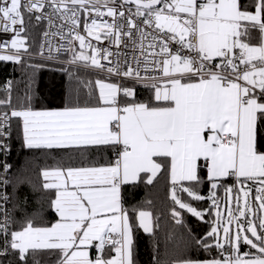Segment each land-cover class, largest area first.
Instances as JSON below:
<instances>
[{
  "label": "snow or ice",
  "instance_id": "6c2138e0",
  "mask_svg": "<svg viewBox=\"0 0 264 264\" xmlns=\"http://www.w3.org/2000/svg\"><path fill=\"white\" fill-rule=\"evenodd\" d=\"M46 3L70 25L66 34L63 25L55 33L71 45L69 63L84 62L120 82H88L92 99L85 106L70 93L61 110L29 106L0 113V150L7 149L4 140L16 118L28 148L83 154L93 146H108L115 158L99 166L43 171V188L54 197L50 206L58 220L45 227L29 220L8 240L11 219L5 213L0 223L5 249L0 255L10 246L22 261L29 249H54L61 253L60 264H134V227L151 233L152 214L134 210V225L121 188L151 184L167 167L171 199L179 210L201 220L215 210L210 231L194 239L222 257L179 264H264V143L258 139L264 134V0H122L116 7L109 6L114 0H0V31L14 33L10 48L0 43V53L8 51L0 54V61H22L28 47L21 10L39 12ZM81 12L113 18L111 23L85 20L84 31L98 42L103 32L117 48L126 38L140 53L133 57L135 67L126 59L123 65L109 60L119 52L94 47L78 31ZM253 31L259 33L256 45L249 42ZM141 63L144 72L156 74L142 75ZM137 84L151 91L147 101L136 99ZM9 168L5 165V172ZM228 178L235 181L232 186H225ZM205 183L210 185L207 197L199 193ZM221 187L228 197L223 211L216 195ZM183 194L192 201L210 200L211 208L198 210ZM179 210H172L178 224ZM242 246L247 251L241 252Z\"/></svg>",
  "mask_w": 264,
  "mask_h": 264
},
{
  "label": "trees",
  "instance_id": "16d2710c",
  "mask_svg": "<svg viewBox=\"0 0 264 264\" xmlns=\"http://www.w3.org/2000/svg\"><path fill=\"white\" fill-rule=\"evenodd\" d=\"M251 0H242L250 3ZM24 37L29 50H39L43 22L33 14L24 11ZM255 34V37H253ZM253 42L259 40V33L253 31ZM1 83L11 81L10 90L0 87V101L10 104L0 105V111L11 112L13 109L64 108L71 93L74 101L78 100L85 106L92 97L85 86L88 82L94 85L97 79H109L98 73L37 59H23L20 63L0 61ZM128 86L133 83L126 82ZM136 99L147 101L151 91L142 84H137ZM11 230L18 231L31 220L34 226L53 224L57 215L50 206L51 191L43 188L42 172L44 169L80 165H102L115 158L114 152L108 146H93L87 151L72 149L28 148L24 144L22 125L19 120H11ZM264 143V134L259 138ZM144 175V174H142ZM146 179V176H145ZM232 178L225 180V186H232ZM172 183L167 167L161 169L151 184L136 182L122 186V203L129 210L132 222L138 225L134 218L135 211L148 210L152 214L153 230L145 233L138 226L134 227V264H179L181 260L198 259L201 261L212 258H222L216 249L205 251L195 243V239L206 236L210 231L213 215H206L203 220L192 216L186 210H179L171 199ZM210 185L200 186L199 193L208 196ZM220 206L227 194L224 187L216 190ZM185 202H189L198 210L211 208L210 200L192 201L183 194ZM226 202V201H225ZM173 208L181 211L182 223H176L172 215ZM241 251H247L242 246ZM7 264H60L61 253L54 249H29L22 261L18 250L12 251L6 257Z\"/></svg>",
  "mask_w": 264,
  "mask_h": 264
},
{
  "label": "built area",
  "instance_id": "2783aa9c",
  "mask_svg": "<svg viewBox=\"0 0 264 264\" xmlns=\"http://www.w3.org/2000/svg\"><path fill=\"white\" fill-rule=\"evenodd\" d=\"M22 3H24V0H22ZM120 3H122V0H114V3L110 4L109 6H113L116 7L117 5H119ZM69 7H71V5H69ZM101 8V11L106 12L107 9L106 7H104L103 5L99 6ZM127 7V6H126ZM120 10V9H118ZM135 9L133 8V11ZM22 14L24 15V9L22 8ZM31 14L34 15V17L36 18L37 16H41L42 18L39 19L43 22V30L41 33V37H40V44H39V50L37 52H33L29 50L28 44V53H25L23 55V59H37V60H43V61H47V62H52L55 64H59L61 66H67V67H73V68H81V69H85V70H89L95 73H98L102 76H105L109 79H113L116 82H120L116 77H109L108 73L106 71H101L100 69H97L95 67L92 66H86L84 64V62H77L75 64L69 63V61L72 58V53L70 51H68L67 49L69 47H71V45L68 44V42L66 40L61 39L60 35H56L55 33L58 32V30L60 29V26L63 25V29H62V34H66L68 32V28H69V24L66 23L64 20L59 18V13H54L53 9L51 6H49L47 3L45 4V7L43 8L42 11L39 12H32ZM127 14V13H126ZM80 16V26L78 31H80V33L82 35H85L87 37V33L84 31V21L87 20L89 23L91 22L92 18H95L97 20V23H103L105 21L111 23L113 18L108 17V16H102V17H97V16H86L85 13L81 12L79 14ZM49 18H51L52 20V25L50 26L49 24ZM24 21H25V17H24ZM121 23L123 21H120ZM17 28H19L20 26L17 25ZM24 28H25V23H24ZM45 33H47V36L45 35ZM24 32L22 33V36L24 37ZM102 39L101 41H96L95 39L91 38V37H87V39L93 44L94 47L96 48H100V49H108L109 51L113 52L114 54L119 52V56L113 55L112 57H109V60L115 62L116 60H119L121 62V64L123 65L125 59L128 61V63L133 64V66L135 67V64L133 63V57L134 56H139L140 53L138 50H135V45H131L127 39L125 38L124 42L119 46V48H117L114 44L111 43L110 40L108 39H104V34L103 32L100 33ZM14 37V33L12 32H8V33H4L2 31H0V43H5L7 42L9 48H10V42L11 39ZM134 38H136V34L134 33ZM75 47L77 50H79V44L78 41H74ZM125 44H129L128 47H125ZM60 49L59 51H57V49ZM49 49H51V52L49 51ZM41 51H43V55H40ZM0 54H8V51L5 50L3 53ZM51 55V57H53L52 59H49L48 57ZM12 62V61H10ZM105 67L111 66L109 65L108 61H101ZM140 69H141V74L142 75H155V72H144L143 68H144V64L141 63L139 65ZM126 82H131L133 83V81L128 80ZM5 82L1 83V79H0V87L2 88ZM3 112H7V111H0V113ZM10 114V112H7ZM4 143L7 144V149L6 150H0V181H7V183H0V223L4 222V218H5V213H7V215L10 217L11 219V200H12V196H11V190H10V176H11V168H12V162H11V152H12V144H11V135H9L7 137L6 140H4ZM5 165H9L10 168L8 169L7 172H5L4 168ZM7 196V200L5 201L4 199H2V197ZM12 222V221H11ZM243 222V221H241ZM8 231H9V235L7 237L8 240L11 239L10 237V233L13 231L11 230V223L8 226ZM5 249V237L0 234V252L4 251ZM14 251L13 249L10 248V246L7 248V251L5 252L4 255H0V264H7L6 263V257L12 252Z\"/></svg>",
  "mask_w": 264,
  "mask_h": 264
},
{
  "label": "crops",
  "instance_id": "0c3cea01",
  "mask_svg": "<svg viewBox=\"0 0 264 264\" xmlns=\"http://www.w3.org/2000/svg\"><path fill=\"white\" fill-rule=\"evenodd\" d=\"M253 37H255V34H253ZM249 42L251 43V44H253V45H256V44H258L259 43V40H257V42H253V41H251V40H249ZM105 80H110L111 82H116L115 80H113V79H105ZM61 109H63V108H46V109H34V110H61ZM103 165V164H102ZM80 166H92V165H80ZM80 166H72V167H80ZM97 166H99V165H97ZM57 168H66V167H55V168H48V169H44L43 171H45V170H55V169H57ZM43 173V172H42ZM157 176V175H156ZM42 177H43V175H42ZM170 181H171V177H170ZM43 182L45 183V180H44V177H43ZM249 186L250 187H252V185L249 183ZM233 195H235V189H234V191H233ZM252 195H253V197L255 196V190H254V187H253V192H252ZM121 196H122V188H121ZM228 198V197H227ZM227 198H226V200H224V203H223V205L221 206V209L223 208V206H224V204L226 205V203H227ZM226 201V202H225ZM255 203V202H254ZM143 211H148V210H143ZM148 212H150V211H148ZM151 213V212H150ZM57 215V214H56ZM151 218H152V216H151ZM58 220V215H57V219H56V221ZM55 221V222H56ZM54 222V223H55ZM48 226H51V225H48ZM152 226H153V221H152ZM39 227H45V226H39ZM241 252H244V251H241ZM92 255H95V252L93 251L92 252Z\"/></svg>",
  "mask_w": 264,
  "mask_h": 264
},
{
  "label": "rangeland",
  "instance_id": "374dc122",
  "mask_svg": "<svg viewBox=\"0 0 264 264\" xmlns=\"http://www.w3.org/2000/svg\"><path fill=\"white\" fill-rule=\"evenodd\" d=\"M110 81V80H109ZM8 82H11L10 80H8V81H6L5 83H4V85H3V89H7L8 87H7V85H8ZM227 200H228V198H227ZM224 208H225V204H224V206H223V208L221 209L222 211L224 210ZM152 221H153V219H152Z\"/></svg>",
  "mask_w": 264,
  "mask_h": 264
},
{
  "label": "bare ground",
  "instance_id": "6f19581e",
  "mask_svg": "<svg viewBox=\"0 0 264 264\" xmlns=\"http://www.w3.org/2000/svg\"><path fill=\"white\" fill-rule=\"evenodd\" d=\"M13 164V163H12Z\"/></svg>",
  "mask_w": 264,
  "mask_h": 264
}]
</instances>
